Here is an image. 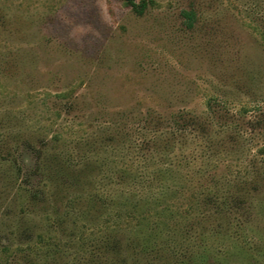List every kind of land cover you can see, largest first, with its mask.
I'll return each instance as SVG.
<instances>
[{"label": "rangeland", "instance_id": "rangeland-1", "mask_svg": "<svg viewBox=\"0 0 264 264\" xmlns=\"http://www.w3.org/2000/svg\"><path fill=\"white\" fill-rule=\"evenodd\" d=\"M152 1L0 0V264H264V0Z\"/></svg>", "mask_w": 264, "mask_h": 264}, {"label": "trees", "instance_id": "trees-1", "mask_svg": "<svg viewBox=\"0 0 264 264\" xmlns=\"http://www.w3.org/2000/svg\"><path fill=\"white\" fill-rule=\"evenodd\" d=\"M123 5L130 9L135 15L142 16L145 11L154 3L152 0H122ZM184 23L187 29H191L196 20L195 14L192 11L182 12Z\"/></svg>", "mask_w": 264, "mask_h": 264}]
</instances>
